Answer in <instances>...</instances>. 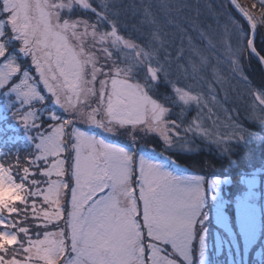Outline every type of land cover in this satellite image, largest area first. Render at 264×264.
I'll use <instances>...</instances> for the list:
<instances>
[{
  "label": "rangeland",
  "instance_id": "obj_1",
  "mask_svg": "<svg viewBox=\"0 0 264 264\" xmlns=\"http://www.w3.org/2000/svg\"><path fill=\"white\" fill-rule=\"evenodd\" d=\"M85 11L93 13L89 0H0V124L21 138L14 146L0 137V156L7 160L18 148L20 170L27 157L25 166L41 169L27 219L48 203L59 209L42 215L63 222L23 248L15 229L4 226L13 208H0V234L17 237L0 250V264H264L258 149L233 178L206 167L203 174L172 170L145 153L155 151L152 136L170 147L194 135L222 144L234 132L226 107L213 105L220 103L216 86L206 89V107L181 86L174 92L173 79L172 93L155 98L154 52L167 57L177 83L190 81L199 56L190 35L158 26L156 51L143 52L115 28L101 31ZM181 52L184 59L170 63ZM178 93L202 109L186 125L183 115L184 123L174 119ZM255 96L249 114L264 125V97ZM221 111L226 116L218 119ZM7 168L0 163V200L21 196L22 205L28 184Z\"/></svg>",
  "mask_w": 264,
  "mask_h": 264
},
{
  "label": "trees",
  "instance_id": "obj_2",
  "mask_svg": "<svg viewBox=\"0 0 264 264\" xmlns=\"http://www.w3.org/2000/svg\"><path fill=\"white\" fill-rule=\"evenodd\" d=\"M240 1L258 27L256 47L264 57V3L258 0ZM89 4L93 13L85 11L84 14L95 22L101 31L110 32L116 29L121 37L130 39L143 52L156 51L153 49L152 39L158 31V26L184 28L199 51L198 62L194 66L195 72L190 81L177 83L174 75L167 71V66L163 63L167 57L154 52L158 57L151 67L158 71L160 80L158 85L154 86L155 98L172 93L173 79L175 85H178L174 92H178L181 86L194 93L204 107H206V101L210 102L212 98L206 89L216 86L218 88L216 95L220 103L213 105L217 108L223 104V107L227 109L234 132L226 142L216 144L194 135L166 147L157 137L152 136L149 145L154 147L155 151L145 152L148 156L158 154L157 159L172 170L203 174L200 169L206 167L216 176L233 178L245 167L247 153L258 149L259 153L264 155V125L258 121L255 122L249 114L250 102L256 100L255 95L264 97V72L258 59L247 46L249 26L233 10L228 0H89ZM208 29H214V31L211 32ZM117 54L116 49V56ZM184 55L181 52L172 56L170 63L176 66L180 60L184 59ZM169 67L174 68L171 65ZM166 74L172 78H168ZM222 79L224 87L220 88L217 84ZM193 81H203L204 84L193 83ZM179 93L178 100H180ZM180 101V104L173 106L176 112L174 119L180 123L185 122L186 125L191 123L202 109L197 103L188 105L185 101ZM179 115H183L184 122L178 118ZM225 116L226 113L221 111L218 119ZM218 119L215 117V120ZM7 130L9 129L6 126L0 124V137L11 140V144L18 146L21 138ZM2 149L3 146L0 144V150ZM13 151L14 153L11 149L8 150V161L0 156V163L8 172L7 166L12 169L11 176L17 183L28 184L23 188L28 200L22 205L18 201L10 203L13 211L7 214L10 217L6 219L4 226L6 229H15V233L24 245L23 248H26L35 240L53 233L56 228L59 229L63 222L42 215L45 211L51 213L59 209L53 204L55 209L53 211L48 203H45L43 208L37 204L35 219L31 221L27 219L32 211L33 202L30 187L40 179L41 169H34L31 165L25 166L22 161L27 162L29 158L26 159L23 155L21 157L25 160H21L20 170L15 159L16 153H21V149L13 148ZM141 152L139 149L135 150V153ZM30 169L37 174L35 177L34 173H30ZM20 229L23 230L20 231ZM37 232H41V235Z\"/></svg>",
  "mask_w": 264,
  "mask_h": 264
},
{
  "label": "water",
  "instance_id": "obj_3",
  "mask_svg": "<svg viewBox=\"0 0 264 264\" xmlns=\"http://www.w3.org/2000/svg\"><path fill=\"white\" fill-rule=\"evenodd\" d=\"M231 7L234 11L240 15V17L247 23L250 28L249 40H248V48L251 53L258 59L262 70L264 72V57L259 53L258 49L256 48V39L258 35L257 25L251 18V16L247 13V11L243 8L242 4L239 0H228Z\"/></svg>",
  "mask_w": 264,
  "mask_h": 264
},
{
  "label": "snow or ice",
  "instance_id": "obj_4",
  "mask_svg": "<svg viewBox=\"0 0 264 264\" xmlns=\"http://www.w3.org/2000/svg\"><path fill=\"white\" fill-rule=\"evenodd\" d=\"M21 196H13L10 200H0V208H7L9 203H15L18 200H21ZM9 211H13V209L9 208ZM17 243L16 236H9L0 234V250L5 249L6 247L15 245Z\"/></svg>",
  "mask_w": 264,
  "mask_h": 264
}]
</instances>
